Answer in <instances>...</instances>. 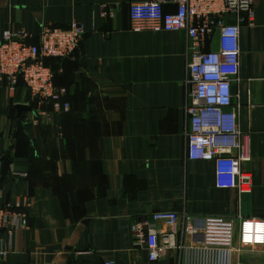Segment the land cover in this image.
I'll return each mask as SVG.
<instances>
[{
  "label": "crops",
  "instance_id": "crops-1",
  "mask_svg": "<svg viewBox=\"0 0 264 264\" xmlns=\"http://www.w3.org/2000/svg\"><path fill=\"white\" fill-rule=\"evenodd\" d=\"M141 1L0 0V39L6 30L38 34L47 24L86 30L72 57L48 64L66 89L68 111L51 103L39 109L24 85L10 92L0 83L1 177V159L11 160L0 203L20 205L29 219L27 228L0 231V264H186V248L201 235L179 226L184 248L151 261L145 246L134 245L132 224L164 210L196 227L214 215L237 225L264 218V0L255 1L253 21L240 24L232 84L250 155L242 170L253 177L243 193L217 187L214 161L187 158V33L133 31L130 5ZM207 48H218L217 36ZM235 242L230 264H264V245Z\"/></svg>",
  "mask_w": 264,
  "mask_h": 264
},
{
  "label": "built area",
  "instance_id": "built-area-1",
  "mask_svg": "<svg viewBox=\"0 0 264 264\" xmlns=\"http://www.w3.org/2000/svg\"><path fill=\"white\" fill-rule=\"evenodd\" d=\"M255 1L144 0L132 3L129 10L133 31L187 33L186 155L191 160L214 161L217 187L234 188L239 193L251 191L253 177L242 170L250 155L244 147L232 84L239 75L240 24L253 21ZM168 5L174 8L169 10ZM110 14L104 6L102 15ZM231 16L234 21L229 20ZM85 32L78 22L68 27L47 24L38 34L6 30L0 39V83L10 92L24 85L39 109L51 103L55 111H68L71 105L65 99L66 89L55 84V71L46 60L72 57ZM216 36L218 48L208 49ZM159 223L170 230L161 231ZM28 226V213L20 205L0 203V231ZM179 226L186 234L202 237L186 248V264H230L236 240L238 248L264 245V218L242 217L237 225L234 219L214 215L196 227L175 210L155 211L134 222V245L145 246L149 259L156 261L166 250L184 248L176 239Z\"/></svg>",
  "mask_w": 264,
  "mask_h": 264
},
{
  "label": "water",
  "instance_id": "water-1",
  "mask_svg": "<svg viewBox=\"0 0 264 264\" xmlns=\"http://www.w3.org/2000/svg\"><path fill=\"white\" fill-rule=\"evenodd\" d=\"M1 161L4 162V167H3L2 177L0 178V182H2L6 178V176L9 174L11 169V160L8 157H3Z\"/></svg>",
  "mask_w": 264,
  "mask_h": 264
},
{
  "label": "trees",
  "instance_id": "trees-1",
  "mask_svg": "<svg viewBox=\"0 0 264 264\" xmlns=\"http://www.w3.org/2000/svg\"><path fill=\"white\" fill-rule=\"evenodd\" d=\"M50 61H51V58H50V59H47V60H46V63H47V64H49V63H50ZM56 61H59V59H58V60H56Z\"/></svg>",
  "mask_w": 264,
  "mask_h": 264
}]
</instances>
